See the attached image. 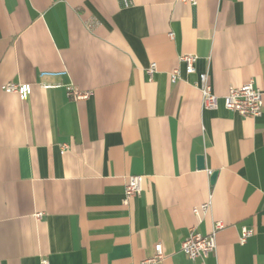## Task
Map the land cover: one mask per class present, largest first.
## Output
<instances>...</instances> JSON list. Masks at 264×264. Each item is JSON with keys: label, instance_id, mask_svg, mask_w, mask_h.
Here are the masks:
<instances>
[{"label": "crops", "instance_id": "0c3cea01", "mask_svg": "<svg viewBox=\"0 0 264 264\" xmlns=\"http://www.w3.org/2000/svg\"><path fill=\"white\" fill-rule=\"evenodd\" d=\"M131 2L0 0V264H143L157 244L153 264H264V107L242 116L223 100L250 80L264 100V0ZM205 71L215 110L196 85ZM72 84L92 95L72 99ZM131 175L143 190L125 203ZM217 220L216 252L189 258L190 229Z\"/></svg>", "mask_w": 264, "mask_h": 264}, {"label": "built area", "instance_id": "2783aa9c", "mask_svg": "<svg viewBox=\"0 0 264 264\" xmlns=\"http://www.w3.org/2000/svg\"><path fill=\"white\" fill-rule=\"evenodd\" d=\"M191 2L193 5L198 3V0H185ZM124 6H130L131 0H122ZM180 61L185 64V71L187 74L196 72L197 56L195 54L187 53L180 56ZM157 68L156 62H152L147 68V72L152 76ZM64 74L62 71L45 70L41 72L42 77L57 76ZM170 79L176 82L181 79V70L179 67L174 68L170 72ZM203 97V105L206 109L215 110L219 106L220 96L215 93L210 75L207 71L199 74V80L196 83ZM44 88L57 87L54 84H43ZM3 90L7 93L18 94L21 99H27L32 92V85L30 83L10 81L3 85ZM67 94L74 100L88 99L92 95L90 90H82L76 85H70ZM224 105L228 110L235 111L242 116L256 117L262 114L264 107L263 92L255 85L253 80L239 86H232L229 88L227 94L223 96ZM68 148L67 144L62 145V153ZM211 173V172H210ZM143 175H131L128 178L125 190V203L136 195H139L143 190ZM211 206V200L204 202L200 206L193 209L197 216L201 212H206ZM40 215V214H37ZM225 227V223L217 220L213 229L208 234H202L195 227L190 229L189 235L182 242V251L191 259L206 258L217 250V235L221 229ZM254 234V229L248 226L242 227L240 241L245 243L247 239ZM163 258V248L161 244L156 245V255L147 258L143 264H153ZM41 264H50L48 258H42Z\"/></svg>", "mask_w": 264, "mask_h": 264}, {"label": "water", "instance_id": "95a60500", "mask_svg": "<svg viewBox=\"0 0 264 264\" xmlns=\"http://www.w3.org/2000/svg\"><path fill=\"white\" fill-rule=\"evenodd\" d=\"M199 167H201V168L204 167V158H203V156L199 157ZM216 176H217V171L213 172L212 175H211L212 183L215 181Z\"/></svg>", "mask_w": 264, "mask_h": 264}]
</instances>
